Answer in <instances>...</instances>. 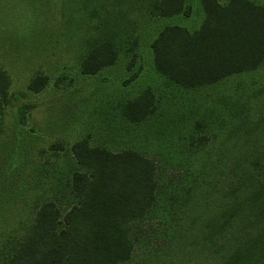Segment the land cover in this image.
<instances>
[{
  "label": "trees",
  "instance_id": "trees-1",
  "mask_svg": "<svg viewBox=\"0 0 264 264\" xmlns=\"http://www.w3.org/2000/svg\"><path fill=\"white\" fill-rule=\"evenodd\" d=\"M94 1L101 11L112 3L82 0L87 5ZM115 1L123 11L127 9L125 17L133 22L132 0ZM195 1L201 19L192 29L173 19L190 14L189 0H142L143 8L136 9L148 18L163 19L147 43L150 68L156 76L171 87L193 92L264 69V2ZM107 29L103 27V37L87 43L86 53L78 60L81 73L116 66L127 52L135 58V40L123 48L122 31ZM136 69L138 74L141 66ZM47 82L46 76L33 75L27 90L36 93ZM9 88L10 80L0 69V121L10 98L16 97ZM255 88L229 95L235 108L228 125L235 130L224 146L227 173L213 174L187 207L191 213L182 219L170 215V201H159L154 161L134 149L109 151L91 145L88 136L73 141L68 151L78 167L67 172L60 195L43 187L54 169L44 167L49 162L40 159V153L4 161L8 172L16 162L20 169L7 173L0 167V264L124 263L132 257L136 232L144 236L141 223L154 210H159L157 215L169 214L159 219L168 238L169 264H181L186 252L194 253L193 264H264V136L260 143L257 134L264 124L250 118L251 127L241 125V119L249 115L247 110H253L249 117H264V99L259 100L263 103L259 111L248 103ZM155 97L150 88L142 87L134 97L119 103L120 117L133 125L142 124L154 114ZM13 119L24 124L20 113ZM51 148L61 149V145ZM19 174L27 181H21ZM41 196L45 199L33 201ZM151 256L158 258L157 253Z\"/></svg>",
  "mask_w": 264,
  "mask_h": 264
},
{
  "label": "rangeland",
  "instance_id": "rangeland-1",
  "mask_svg": "<svg viewBox=\"0 0 264 264\" xmlns=\"http://www.w3.org/2000/svg\"><path fill=\"white\" fill-rule=\"evenodd\" d=\"M141 1L130 2L135 8L130 12L132 22L125 17L127 9L123 11L115 0L106 11L97 8L95 1L87 5L82 0H0V69L10 80V93L16 95L5 106L0 121V155H7L0 158V167L7 173L19 171L20 163L13 164L8 172L3 162L40 153L39 158L49 162L44 167L54 169L43 187L49 186L51 193L60 195L67 172L78 167L68 151L73 141L88 136L91 145L109 151L134 149L154 161L159 201H170L167 205L173 206L168 212L173 218L182 219L186 212L191 213L187 207L213 174L227 173L224 163L228 152L224 146L235 130L228 125L229 114L235 108L230 105L233 99L229 95L257 87L248 103L256 111L262 109L259 100L264 99V69L231 76L193 92L167 85L150 68L147 47L163 19H151L143 10H136L143 8ZM187 3L192 13L173 19L192 29L199 24L201 12L197 11L195 0ZM106 25L108 32L122 31L123 48L135 40V58L132 60L127 52L128 56H121L116 66L83 74L78 60L86 53L87 43L105 35L102 29ZM139 65L141 71L137 74ZM33 75L48 78L46 86L36 93L27 90ZM144 86L156 96L154 114L142 124L133 125L120 117L118 105ZM252 111L247 110L248 117L241 119L245 129L252 126L250 118L264 124L262 116L249 117ZM16 113L23 115L24 124L15 122ZM257 134L263 143L262 126ZM52 144L61 145V149H52ZM213 162L219 165L218 169ZM22 177L21 181H27ZM42 197L45 199L41 196L32 200ZM25 199L30 200L27 195ZM158 212H150L148 220L141 223L144 236L136 232L138 241L132 257L120 264H169L168 238L164 222H159L169 214L157 215ZM31 215L32 212L27 219ZM154 253L158 254L157 259L151 256ZM193 257L194 253L186 252L181 264H193Z\"/></svg>",
  "mask_w": 264,
  "mask_h": 264
}]
</instances>
